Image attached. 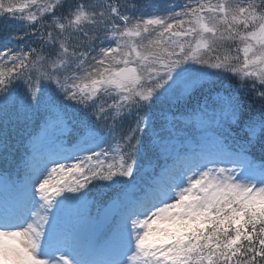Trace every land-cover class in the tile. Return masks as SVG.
<instances>
[{
  "label": "snow or ice",
  "instance_id": "1",
  "mask_svg": "<svg viewBox=\"0 0 264 264\" xmlns=\"http://www.w3.org/2000/svg\"><path fill=\"white\" fill-rule=\"evenodd\" d=\"M136 11L0 0L4 162L38 129L23 186L0 175V264H264V0ZM97 187L103 239L63 215Z\"/></svg>",
  "mask_w": 264,
  "mask_h": 264
},
{
  "label": "trees",
  "instance_id": "2",
  "mask_svg": "<svg viewBox=\"0 0 264 264\" xmlns=\"http://www.w3.org/2000/svg\"><path fill=\"white\" fill-rule=\"evenodd\" d=\"M120 2L122 3L123 0H120ZM135 2L137 4V15L141 13L147 15L154 12H159L160 14L167 15L170 12V5H179L180 2L185 5L189 3V0H135ZM213 2H216V0H213ZM33 41H36V43H34ZM18 43L21 46L28 44L33 47H39L37 37L19 41ZM37 131L38 129L35 127V125H30L13 133L11 141L12 149L8 163L4 162V160L2 159L4 153L0 151V175L10 174L12 172V176H14L18 175L19 172H22L24 170L25 164L28 161L27 156L30 153L29 139ZM89 187L91 188V185ZM111 194L112 192L108 189L97 187L92 189L88 197L97 198L98 200L96 202V205H98L101 202L103 203V201H105V198L109 197V195Z\"/></svg>",
  "mask_w": 264,
  "mask_h": 264
},
{
  "label": "rangeland",
  "instance_id": "3",
  "mask_svg": "<svg viewBox=\"0 0 264 264\" xmlns=\"http://www.w3.org/2000/svg\"><path fill=\"white\" fill-rule=\"evenodd\" d=\"M184 6L183 3H179V5H172V7L170 8V12L175 10V11H180V9ZM31 11H36L35 8L30 9ZM166 15V14H163ZM48 144L49 148H54L53 146H56L54 143H49L46 142ZM46 155V153H44ZM34 155V153L32 154ZM36 160L33 162L34 166H39L40 162H41V153L38 151L36 154ZM30 158V156H28ZM142 164L145 165V162H141ZM228 167H231V165H226ZM144 172L145 173H150V168L149 167H144ZM11 176V180L14 181L17 185L18 188L22 187L25 179H26V171L24 172H19L18 175H14L12 176V172L9 174ZM3 193V187L0 186V194ZM88 199V210L90 212V216L88 214H85L83 217L79 216L76 212V210L74 208H69L66 207L65 211L63 213L64 215V219L68 225V227H73V226H80V225H84L86 228H88L90 231L93 232L94 229V223L96 221V216H97V206L95 205V203L92 204V206L89 204V202H93L91 199ZM104 235V231L101 232ZM98 236L101 237V234L98 233L96 234Z\"/></svg>",
  "mask_w": 264,
  "mask_h": 264
},
{
  "label": "water",
  "instance_id": "4",
  "mask_svg": "<svg viewBox=\"0 0 264 264\" xmlns=\"http://www.w3.org/2000/svg\"><path fill=\"white\" fill-rule=\"evenodd\" d=\"M111 208L109 207H103L100 213V216L96 222L97 228H103L107 223L111 221Z\"/></svg>",
  "mask_w": 264,
  "mask_h": 264
}]
</instances>
